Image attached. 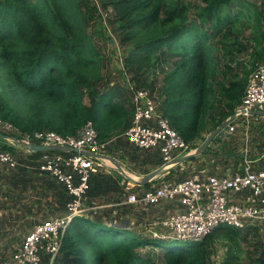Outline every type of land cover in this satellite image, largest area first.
I'll list each match as a JSON object with an SVG mask.
<instances>
[{
    "label": "trees",
    "instance_id": "obj_1",
    "mask_svg": "<svg viewBox=\"0 0 264 264\" xmlns=\"http://www.w3.org/2000/svg\"><path fill=\"white\" fill-rule=\"evenodd\" d=\"M97 1L111 14L108 22L116 28L119 42L129 45L122 63L130 80L137 87H147L149 77L161 75L160 84L152 80L147 88L156 92L159 108L170 125L195 148L194 142L207 131L210 112L214 111L215 128L239 104L249 69L264 53V17H260L258 7L248 0ZM97 14L89 0H0V117L22 133L52 130L74 134L90 120L99 140L114 138L116 143L118 139V147L129 155V161L157 168L162 164L157 149L142 151L122 140L133 109L123 85L105 83L103 60L87 32L89 20ZM243 19L250 28L252 58L249 69L242 63V71L235 68L231 73L229 63L235 54L228 50L224 62L222 58L221 64L215 66L219 57L216 53L228 45ZM233 48L237 52L244 46L237 43ZM165 63L170 65L168 70ZM218 71L226 80L215 84L211 76ZM27 98L32 99L30 107L19 111L16 106ZM2 147L15 153L6 143ZM40 154L32 152L30 158ZM19 164L13 170L18 171L21 186L26 187V177L32 174L30 184L38 181L39 187L45 189L36 190L37 195L44 197L53 214L63 212L70 199L64 187L48 176H36L44 173L28 168L27 163ZM171 176V171L164 175L166 179ZM115 177L93 173L86 199L109 190L124 194L126 180L119 185ZM151 182L142 185L148 188ZM122 198L117 197L116 202ZM118 208L120 212L114 218L103 219L92 210L86 216L73 218L53 264H155L152 250H142L146 247L160 249L164 264H208L216 230L226 232L234 242L221 264H235L238 244L234 237L241 231L246 236L258 229L219 226L201 241L166 246V240L125 227L127 216L120 219L121 209L128 212L134 208L129 204H119ZM251 259L252 264H264V246L260 245L259 255ZM48 260V255L43 254L41 264H48Z\"/></svg>",
    "mask_w": 264,
    "mask_h": 264
},
{
    "label": "built area",
    "instance_id": "obj_2",
    "mask_svg": "<svg viewBox=\"0 0 264 264\" xmlns=\"http://www.w3.org/2000/svg\"><path fill=\"white\" fill-rule=\"evenodd\" d=\"M103 14V26H107L106 16L109 13ZM124 87L133 113L129 126L121 134L123 137L139 150L157 149L162 164L193 150L191 143L186 142L163 115L153 91L144 86L137 87L133 80H128ZM236 109V114L244 117L251 116L254 110L264 111V59L255 63ZM231 122L227 123L229 132L235 130ZM2 130L15 136L14 141L8 140L9 145L6 143L13 148L26 150L27 144L33 142L78 150L66 154L41 152L36 160L37 169L61 184L70 199L62 213L35 223L18 247L8 256L0 257V264H41L45 254L49 257L48 264H53L69 223L75 217L86 216L93 209L85 201L91 174L99 169L110 172L114 168L107 158V149L114 138L99 140L90 120L74 134H60L52 130L20 133L11 122L0 117ZM250 160L244 158L237 173L215 174L204 167H192L191 176L179 181L165 179L162 174L156 177V183L141 190L127 179L124 196L116 204H129L137 210H144L145 219L150 218L146 213L149 207L163 202L170 204L173 208L153 222L156 228L147 227L148 235L160 240L198 242L219 226L244 229L262 224L264 167L255 170ZM17 164L15 153L0 144V167L10 170ZM129 224L126 220L123 225L130 228Z\"/></svg>",
    "mask_w": 264,
    "mask_h": 264
},
{
    "label": "rangeland",
    "instance_id": "obj_3",
    "mask_svg": "<svg viewBox=\"0 0 264 264\" xmlns=\"http://www.w3.org/2000/svg\"><path fill=\"white\" fill-rule=\"evenodd\" d=\"M193 3L197 2L196 0H192ZM249 2L255 4L258 7V10L261 12L260 17L263 18L264 17V7H263V2L264 0H248ZM89 2L92 4H94L97 8L98 14L94 16L93 19L89 20V24L87 26V32L89 34H91L92 36V42L95 45V47L98 49L100 57L103 60V67H102V74L105 78V83H107L109 86H124V84L126 85L128 80H130V76L129 74H127L126 71H124L123 67L121 66V58L124 55V52L127 51V49L129 48V45H122L119 42V38H118V34H117V30L116 28L110 24L108 22V18H110L111 14H107L106 19H107V26H103L104 21L102 20L101 14L104 13L103 15H105L106 13H109L106 10H103L99 4L97 0H89ZM261 8V9H260ZM264 19V18H263ZM245 22H247L246 19H243L242 21V25L240 26H236L234 29V34H231V39L230 41H228V45L225 48H221L220 51L218 53H216L219 57H217L218 59L215 61V66H218L221 64V60L223 58V62L226 59L227 55L226 52L232 51L233 54H235L233 61H231L230 67L232 68L231 73L234 71L235 68H240V71L243 70V68L241 67L242 63H245L247 65V69H249L248 66H250V61H251V49L253 46V43L251 41L248 40L249 37V32H250V28L247 27L248 25H244ZM264 31V30H263ZM240 43L242 46H244L243 49H241L240 51H235V49L233 48L234 44ZM238 48V46H236ZM224 54V56L222 57V55ZM264 59V53L261 56L260 60ZM259 61V60H257ZM166 69L168 70L170 68L169 63H165ZM217 70H220L219 67H217ZM249 73L251 72L252 68L249 69ZM156 75H159L158 78H156L155 76L149 77L148 78V82L146 83L145 86H150L148 85L149 82H151L152 80H154L156 82V84H160V78L161 75L156 73ZM0 76L1 78L3 77V72L0 70ZM225 81L226 79L223 78V74L220 73L219 71L214 75L211 76V81L214 82L215 84L219 81ZM152 81V82H154ZM153 88V87H152ZM0 90H2V86L0 84ZM127 93V92H126ZM154 94L156 95V93L154 92ZM85 101H87L85 99ZM32 102V99L27 98V101H22L20 103H18V106H16L19 111L21 110L22 112H25V110L27 108L30 107ZM219 109V108H218ZM21 112V113H22ZM214 111L210 112V117L211 120L208 121L207 124V130H210L213 127V122L212 119L215 118ZM258 127H254L255 130H257V134L255 135V137L251 136V133L249 132L247 135L243 134L240 135L239 137V141L242 144V146H248L250 147V144H256L254 152H251L249 156H246V158L249 159V157H253L255 155H259V154H264V148L262 147L264 145V122H259V124H257ZM17 128V127H16ZM18 129V128H17ZM20 132V131H19ZM0 133L5 134L7 136L10 137H14V135H10L8 134V131L2 130L0 131ZM22 133V132H20ZM208 135V134H207ZM126 138H122V140L125 141ZM9 140L8 139H3L0 138V143H7ZM127 140V139H126ZM197 140H204V138L200 137ZM196 140V141H197ZM118 139L116 140V143H112L108 150H107V154L111 155L112 157L122 161L123 163L126 164V166L129 168V170H134L136 172H144L145 170H149L150 167L148 166H144V165H138V164H134L133 162L129 161V155L124 153V150H121V148L118 147V143H117ZM196 141L194 142V144L197 147ZM201 141V142H202ZM37 142V141H35ZM128 142V141H127ZM236 143V144H238ZM258 143V144H257ZM7 145V144H6ZM237 146V145H236ZM191 147H193V144H191ZM223 147H225V144L222 145L221 147V151H223ZM211 147L208 146V149H210ZM15 152H16V158L18 161V158H21L22 156V152L19 151L20 149L14 147ZM233 149V148H231ZM153 150V149H151ZM23 151V150H22ZM207 151V149H206ZM35 152V151H34ZM52 152V151H50ZM63 152H67V151H63ZM58 153V152H57ZM62 154H66V153H62ZM21 159H19L20 162ZM251 161V160H250ZM243 162V159L240 163ZM256 165L259 166H264V157L258 159L255 161ZM253 165V162H252ZM170 169V168H168ZM10 171V170H9ZM14 171V170H11ZM191 176L189 174L188 171H184V170H180L177 171V173H175V175L169 177V180H177V179H183L186 177ZM165 178V177H164ZM166 179V178H165ZM156 178L154 180H152L151 183L156 182L155 181ZM7 188V186L5 187ZM26 188V187H25ZM118 193V192H117ZM26 194L32 195V192L29 193H25V195L23 194V190H21V195H24L21 197V199H26ZM120 197L124 196L122 193H119ZM37 195V193H36ZM89 198L87 197L86 199V203L87 201L89 202ZM117 197H112L113 202H116ZM88 204V203H87ZM110 206H108L107 209L108 210H103V212H100V214H95V211H91L94 215L96 216H101L103 219H108V218H114V216L116 215V213H112L111 212V208H109ZM173 207L168 204V203H161V204H157V205H153L151 207L148 208V210L146 211V213L150 216L149 219H145L144 215H145V211L144 210H137L134 208V210L130 209V211L126 212L125 214H120L119 217H128V219H124V221L128 220L130 222V227L133 228V230L135 232H137L138 234H141L143 236H148V230L147 227L151 226L152 228H156L155 225H153V222L156 221L160 216H162L167 210H171ZM102 209V208H101ZM111 214V215H110ZM110 215V216H109ZM50 216H54L53 213L51 212V210L48 208L47 204L45 203V206H42L40 209H37V212L35 213L34 218H30V221L32 220H37V222L47 219ZM121 219V218H120ZM19 220L14 218L10 219L9 222L6 221V223L8 222V224H12L13 227L14 225L15 228H10V226H6L3 228H0V257H5L8 256L12 251L14 247H18L20 245V242L22 241L24 235L26 234V232H24L23 230H21L22 226L25 224V222H23L22 220H20V222H18ZM1 224V221H0ZM20 227V228H19ZM252 227H256L258 228L257 231H251L249 232L246 236L243 235L242 231H241V235L239 236H235L234 239L237 242V247H236V253L238 255V261L235 262V264H252V259L253 257H257L259 255V246L262 245L264 246V223L262 224H257L255 226ZM21 230V231H20ZM28 229H26L25 231H27ZM6 233V235L4 234ZM10 233L11 236H9ZM213 243L211 244V256L209 259L208 264H221L222 260L224 259V257L227 255V252H229V248L231 246H233V241L230 238V235L227 234L224 231L221 230H216L214 231V235H213ZM184 242H180V241H174V240H166L164 241V244L166 246H176V245H181ZM152 250L151 256L155 262V264H164L163 262V258H162V252L160 249L158 248H152V247H146L142 250ZM86 255L89 257V252L86 251ZM56 264V263H54Z\"/></svg>",
    "mask_w": 264,
    "mask_h": 264
},
{
    "label": "crops",
    "instance_id": "obj_4",
    "mask_svg": "<svg viewBox=\"0 0 264 264\" xmlns=\"http://www.w3.org/2000/svg\"><path fill=\"white\" fill-rule=\"evenodd\" d=\"M126 94H127V98L129 99L128 93H126ZM259 122H264V115L263 114L253 113V114H251V116H248V117H244V116H241L240 114L239 115L236 114L234 119L231 122V124L235 125V130L233 132H229L226 128V132L229 133V135L228 136L222 135L219 138H217L215 140L214 144L212 146H210L211 147L210 149H208V146H207L205 148V150L201 154L196 155L194 159L184 161L181 164H179V163L175 164V165L171 166L170 169L166 170L165 172H162L160 175H162V174L165 175L166 173L171 171V175L173 176V175H175V173H177V171H180V170L188 171L189 174L191 175V168L192 167H196L197 169L204 167V169L207 170L209 173H215V174H224L226 172L237 173L238 171H240L241 164H242L240 162L242 161V159L246 158V156H249L251 152L255 153L254 152V149H255L254 145H256V144L252 143V144H250L251 145L250 147L242 146V144L240 142L238 143L239 137H240V135H243V134L247 135L249 132L251 133L252 137L253 136L255 137V135L257 134V130H255L254 127L259 128L260 126L257 125V124H259ZM213 129L214 128H211L210 130L205 131L201 137L205 138L207 136V134H209ZM201 141L202 140L196 141L197 146L201 143ZM236 143H238V144H236ZM0 144L4 145L5 143H0ZM7 144H8V142H7ZM223 144H225V147H223L222 148L223 151H221V147ZM262 147L264 148V145ZM231 148H233V149H231ZM206 149H207V151H206ZM14 151H15V149H14ZM19 151L22 152V156H21L22 161H20V162H23V165L25 163H27L26 166L28 168H34V169L38 170L36 167V160L39 156H37L36 158H30V157H32L31 156L32 152H34V151H29L27 149L25 150L22 147L20 148ZM16 155L17 154L15 152V156ZM107 157L111 158L113 160H116L134 178H139V177H142L146 174L145 171L144 172H136L134 170H129V168L126 166L125 163H123L122 161L112 157L109 154H107ZM262 157H264L263 153L259 154V155H255L253 157H251V156L249 157V159H251V161L253 162L252 167L255 170L264 167V166H259V165L254 164L256 160H258ZM21 158H18V165L17 166H21L19 164V159H21ZM111 159H109L110 163L113 164ZM28 162L31 163L32 165H30ZM154 169L155 168L150 167L148 172H150ZM93 173L94 174L95 173L113 174L114 176H116L115 179L117 180V183L119 185H121L125 180H127V178L122 176L114 168L110 172H107L105 169H99ZM92 174H91V176H92ZM119 175L122 176L121 179H118ZM36 176L47 177L48 175L47 174L37 175V173H36ZM91 176H90V178H91ZM48 177L51 178L50 176H48ZM30 178L34 179L32 174H30V176L26 177V182H25L26 189H25L19 183L18 171H16V170L11 171V169L9 171V169H7L5 166L0 167V221H1L0 228L5 227V225L10 226V228H15V226L17 224L14 225V227L12 224H8L9 220L13 219V221H14V218L18 219L19 220L18 222H20V220L25 222V224L22 226L21 230H23L26 233L35 225L37 220L30 221V218H34L35 213L37 212V209H40L42 206H45V199H43L44 197L36 195V190L38 192H40V191H44L45 189L44 188L41 189V187H39L41 183L40 182L37 183L38 181L35 183L32 182L30 184ZM165 178H167V177H165ZM155 181H157V180H155ZM153 183H156V182H153ZM134 184L136 185L137 189H140V190L141 189H147V187H144L142 184H138L135 182H134ZM6 186H7V188H5ZM21 190H23L24 195L26 192L27 193L32 192V195L28 196L26 194V199H21V197L24 196V195H21ZM118 194L119 193H117L115 191H110V190L105 191L103 194L94 193L92 196H89L90 197L89 202L87 201L88 204L87 203L86 204L93 208L91 210L95 211L94 212L95 214H100V212H103V210L109 211V209H107L108 206H110L109 208H111L110 210L112 213L119 214L120 209L119 208L117 209V206L119 204H116L117 202L110 201V200H112V197H115ZM116 197H119V196H116ZM126 211H127L126 209L122 208L121 214L125 213ZM60 213H62V211H56L53 215H58ZM120 218H122V216ZM125 219H128V217H126ZM6 221H8V222L6 223ZM26 229H28V230L25 231ZM4 234L6 235V233H4ZM7 234H9V236H11L10 233H7Z\"/></svg>",
    "mask_w": 264,
    "mask_h": 264
},
{
    "label": "water",
    "instance_id": "obj_5",
    "mask_svg": "<svg viewBox=\"0 0 264 264\" xmlns=\"http://www.w3.org/2000/svg\"><path fill=\"white\" fill-rule=\"evenodd\" d=\"M237 109L235 108L232 112L231 115H229L227 118L223 119L222 122L216 126L205 138L204 140L195 148H193L192 151L187 152L186 154L179 156L177 158H174L171 162L167 164H161V166L155 168L154 170L146 173L144 176L139 177V178H134L131 174L123 168L116 160H112L113 164L112 166L114 167L115 170H117L122 176L127 178L128 180H131L135 183L138 184H145L147 182H150L154 180L156 177H158L162 172H165L168 168L171 166L182 163L186 160H188L190 157L196 156L201 154L207 146H212L217 138H219L222 135L228 136L229 133L226 132L227 128V123L232 121L237 113ZM252 113H260L264 115V111H252ZM0 138L3 139H12L13 141L15 140L13 137L7 136L5 134L0 133ZM27 150L29 151H35V152H42V151H67V152H78L77 149L75 148H70L67 146H61V145H44V144H36L33 142H29L26 146ZM85 153V152H83ZM108 158V157H107Z\"/></svg>",
    "mask_w": 264,
    "mask_h": 264
}]
</instances>
